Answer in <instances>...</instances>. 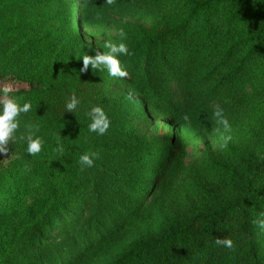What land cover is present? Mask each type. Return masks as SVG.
<instances>
[{
  "label": "trees",
  "instance_id": "trees-1",
  "mask_svg": "<svg viewBox=\"0 0 264 264\" xmlns=\"http://www.w3.org/2000/svg\"><path fill=\"white\" fill-rule=\"evenodd\" d=\"M113 15L118 37L85 39L81 28L102 31ZM120 43L127 76L81 71ZM6 77L28 82L11 96L31 107L4 152L17 158L0 176V264H264V0H0ZM95 107L110 120L103 135L88 127ZM141 118L166 120L173 142L140 135ZM197 141L206 154L179 202L150 199Z\"/></svg>",
  "mask_w": 264,
  "mask_h": 264
},
{
  "label": "rangeland",
  "instance_id": "rangeland-1",
  "mask_svg": "<svg viewBox=\"0 0 264 264\" xmlns=\"http://www.w3.org/2000/svg\"><path fill=\"white\" fill-rule=\"evenodd\" d=\"M80 2V0H76ZM165 13H159L158 17H161ZM75 24L81 27L80 11H75L74 14ZM121 17L119 15H113L109 19L106 28L102 31H96L94 34L91 33V30L88 28H81L85 39L89 42H92V37H95V40L99 42H110L113 37H118L121 26L119 25ZM153 16L149 18H141L139 14L134 12L129 13L125 20L132 21L135 23L143 24L145 26H151L153 23ZM5 86H11L13 91L29 89L30 86L28 82H22L11 77L0 78V90ZM3 99V96H0V100ZM133 124L137 127L140 135H143L147 138H152L155 141L168 140L167 142H173L170 133L173 130V127L166 121L162 119H150V118H141L133 121ZM225 139V130L223 125L219 122L212 127L209 133V140L211 146L214 150L219 149ZM171 152L174 153V144H172ZM206 145L203 141H197L195 143L189 144L185 147L183 151V158L178 162V167L174 166V172L167 174L161 181H156V184H153L152 189H150L148 194H151L150 199H155L161 204L166 206L175 205L182 197V191L186 185V181L192 175L193 170L199 162L205 157ZM17 156L13 154H1L0 153V176L4 174L6 169L10 167L12 162L15 161ZM171 157L167 160V165L164 166L161 173L167 169L168 164L171 162ZM4 194L5 197V193ZM58 230V229H57Z\"/></svg>",
  "mask_w": 264,
  "mask_h": 264
},
{
  "label": "clouds",
  "instance_id": "clouds-1",
  "mask_svg": "<svg viewBox=\"0 0 264 264\" xmlns=\"http://www.w3.org/2000/svg\"><path fill=\"white\" fill-rule=\"evenodd\" d=\"M111 2V0H109ZM123 35V33H121ZM128 48L126 44L120 43L118 46L112 45L111 51L107 54H97L96 56L86 55L82 58L84 67L81 71L87 70L89 64L93 68L99 69L101 66L108 70L111 76L125 77L127 72L122 69L121 61L118 59L119 54H127ZM13 88L11 86H5L0 90V96L3 99L0 100V153L7 152V145L9 140L13 137L14 132L19 126V121L17 117L22 112H28L31 105L29 103L20 104L18 98L11 96ZM78 101L73 97L71 102L67 104V110L71 112L76 109ZM216 117L220 119V122L224 125L225 129L229 128V123L226 118L222 116L220 111L215 113ZM89 130L103 135L107 132L110 127V120L104 110L100 107H95L92 109L91 123L89 124ZM28 146L27 151L29 154H36L41 151L42 140L40 138H32L29 134L27 137ZM95 153L84 154L80 157V163L82 166L91 167L94 163ZM259 226L264 228V220L258 221ZM217 243H223L226 248H232L233 242L230 239H225L223 241L218 240Z\"/></svg>",
  "mask_w": 264,
  "mask_h": 264
}]
</instances>
